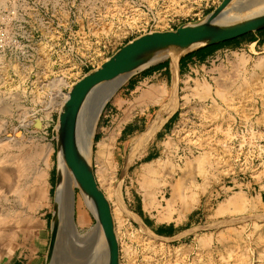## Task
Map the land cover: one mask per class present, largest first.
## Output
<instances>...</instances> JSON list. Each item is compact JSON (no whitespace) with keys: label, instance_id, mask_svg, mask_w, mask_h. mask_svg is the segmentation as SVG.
Here are the masks:
<instances>
[{"label":"rangeland","instance_id":"obj_1","mask_svg":"<svg viewBox=\"0 0 264 264\" xmlns=\"http://www.w3.org/2000/svg\"><path fill=\"white\" fill-rule=\"evenodd\" d=\"M220 1L0 0V154L36 146L33 167H44L46 158L48 172L44 202L21 223L23 231L11 238L13 224H0L1 261L38 226L50 236L57 88L66 96L129 40L200 19ZM257 32L219 46L176 77L144 74L142 84L143 74L123 77L108 100L94 139H113L107 192L118 202L119 264H264V29ZM74 190L80 234L97 222ZM10 196L0 191V214H9ZM64 223L53 264H105L103 243L83 248ZM174 224L175 237L153 228Z\"/></svg>","mask_w":264,"mask_h":264},{"label":"water","instance_id":"obj_2","mask_svg":"<svg viewBox=\"0 0 264 264\" xmlns=\"http://www.w3.org/2000/svg\"><path fill=\"white\" fill-rule=\"evenodd\" d=\"M262 29H264V0H252L244 4H240L238 0H221L211 12L200 19L181 24L173 30L150 31L134 37L119 47L99 66L86 72L70 85L67 97L58 111L55 126L56 178L50 236L44 264H53L57 243L65 222L61 223L58 216L61 207V199L57 198V188L61 181L58 167L60 157L70 169L81 195L84 194L92 203L94 210L92 214L96 218V226L100 227L105 246L106 264H119L120 261L119 241L111 204L97 184L92 167L79 154L75 145L76 119L88 95L117 78L126 77L166 60L174 64L187 52ZM159 57V60L154 61ZM173 76L176 77L177 74Z\"/></svg>","mask_w":264,"mask_h":264},{"label":"bare ground","instance_id":"obj_3","mask_svg":"<svg viewBox=\"0 0 264 264\" xmlns=\"http://www.w3.org/2000/svg\"><path fill=\"white\" fill-rule=\"evenodd\" d=\"M238 1L240 2V4H244V3H249L252 0H238ZM5 40H6V36H5ZM1 55L2 54L0 53V56ZM159 59L160 57L156 58L154 61H157ZM122 82H123L122 78H117L113 81H110L104 84L99 89L90 93L88 97L85 99V101L83 102L78 112V116L76 119V125H75V145L77 147V150L79 154L83 157V159H85V161H87V163L92 167L97 184L99 185L100 189L104 192V194L106 195L107 199L109 200L111 204L113 217H116L114 216V211L116 208L118 210V207H116V205H118V202L115 201L116 203L115 202L113 203V200L110 194L111 191L107 192L109 190V186H111L110 185L111 181L109 178L108 170L110 166H113L111 159H113L114 153L112 151L111 143H110L111 140L113 139L106 137L101 140L95 141L94 132H95L98 117L100 115V112L105 102L110 97L113 96V94L115 93V91L121 85ZM52 87H58L57 83H52ZM57 95L60 96L59 97L60 102L58 103V105L60 106L65 100V98L67 97V94L66 96H63L61 90L58 87ZM35 149H36V146L34 150L32 151H27L24 148L17 147V149H15L14 151H10L8 153L4 152V154H0V191L1 193L12 195L10 197H13L12 198L13 206L9 207V214L8 213L0 214V224L1 223L6 224L9 221L10 223L13 224L12 229L9 232V236H11V238L15 236V233L17 230L23 231L24 226H22L21 223H26L29 220H31V218L33 219V215L35 211L42 206L44 199H45V189H46L47 181H48L47 160L46 158L43 160L44 167L43 166L33 167V163L36 161L37 156H38V149L37 150ZM28 150H30V147ZM41 158L42 157L40 156V160ZM127 166L128 165H126V167ZM58 167H59V171L61 175V181L57 188V198L59 200L61 199L60 201L61 207L58 213L59 220L61 221V223H63L65 220L68 221L67 224H69L73 232L76 233V238L83 248L84 247L86 248V246L90 244L91 242H95L96 246L102 245L103 243L102 233H101L99 226H92L90 229L87 227L88 230L80 234H78L76 230L74 229L72 193L75 191L74 189L76 188L77 183L75 182V179L70 169L68 168V166L62 160L61 157L59 160ZM82 195H83L82 199H79L80 204L84 203L86 207L90 209L91 212L94 213L91 201L84 194ZM153 195H154L153 193H149L146 195V198L149 200L153 198ZM184 203L186 207H189L191 205V201L189 202L185 201ZM167 217L168 219H170L171 217L170 210H168ZM158 219L160 221L163 218H158ZM117 224L119 226V223ZM117 224H115L116 228H117ZM60 236L62 235L60 234ZM66 239L69 240L70 237L67 238L66 236ZM77 240H75V243ZM71 242H69V245ZM77 244L78 243H76V245ZM65 245H68V244H65ZM101 247L104 248L103 246ZM98 250H100V247L98 248ZM96 253H97V250H96ZM83 258L86 259L85 256H83ZM97 261L99 260L97 259Z\"/></svg>","mask_w":264,"mask_h":264},{"label":"crops","instance_id":"obj_4","mask_svg":"<svg viewBox=\"0 0 264 264\" xmlns=\"http://www.w3.org/2000/svg\"><path fill=\"white\" fill-rule=\"evenodd\" d=\"M167 30H171V29H167ZM219 48L220 47L208 48V49L201 48V49L193 50L180 56L178 61L174 64L168 62V64L166 63L162 64V67L160 69H156L154 66H152V68L151 67L145 68L140 71H137L134 74H143L137 78L138 84H142V82H144L148 78L145 77L144 74H171V76L173 74H180L181 72H183V70L191 68L192 66H195V64H197L198 62L208 59V57H210L213 53L219 51ZM122 127L124 129L125 126ZM176 227L177 226L175 224L173 226L170 225L153 226L156 232L158 229H161L163 231L161 233V236L163 237L177 236V234H175ZM172 230L173 233L170 232ZM35 233H36L35 237L32 238L30 236V238L27 241L23 242L21 245L17 246L16 248L11 249L8 253L7 259L4 261L0 260V264H44L45 249L49 241V233L44 228V225L38 226L37 229L35 230Z\"/></svg>","mask_w":264,"mask_h":264},{"label":"trees","instance_id":"obj_5","mask_svg":"<svg viewBox=\"0 0 264 264\" xmlns=\"http://www.w3.org/2000/svg\"><path fill=\"white\" fill-rule=\"evenodd\" d=\"M247 35V34H246ZM241 37H244V36H241ZM241 37H238V38H235V39H232V40H229V41H225V42H222V43H218V44H215V45H212V46H208V47H205L204 49H208V48H216V47H219L221 45H224V44H227V43H230V42H233ZM163 231L161 229H158L157 230V233L161 234Z\"/></svg>","mask_w":264,"mask_h":264},{"label":"built area","instance_id":"obj_6","mask_svg":"<svg viewBox=\"0 0 264 264\" xmlns=\"http://www.w3.org/2000/svg\"><path fill=\"white\" fill-rule=\"evenodd\" d=\"M5 41V32L0 29V48L4 47Z\"/></svg>","mask_w":264,"mask_h":264}]
</instances>
